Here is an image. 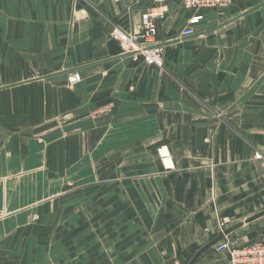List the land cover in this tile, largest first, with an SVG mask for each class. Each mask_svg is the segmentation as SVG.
I'll use <instances>...</instances> for the list:
<instances>
[{"label": "crops", "instance_id": "0c3cea01", "mask_svg": "<svg viewBox=\"0 0 264 264\" xmlns=\"http://www.w3.org/2000/svg\"><path fill=\"white\" fill-rule=\"evenodd\" d=\"M148 9L163 14L156 40L164 65L110 57L114 29L139 32ZM197 15L203 20L195 34L183 37ZM73 73L81 82L71 86ZM238 108L247 109L248 118L254 117L249 110L257 111V123L264 124V0H233L227 9L201 11L187 9L183 0H0V264H28L13 242L23 233L7 224L59 221L61 175L85 150L99 145L108 154L110 140L120 143L130 133L148 146L132 158L152 160L134 166L139 176L133 190L165 191L159 201L148 194L150 201L181 207L180 219L168 226L171 245L181 240L184 253L167 243L157 253H164V264H188L221 231L224 199L264 206L262 183L251 180L244 185L249 193L226 198L218 178L223 157L233 160L225 163L228 172L239 171L237 135L264 142V136L244 138L234 127ZM223 127L233 135L224 156ZM245 174L252 176V167ZM54 186L59 192L52 195ZM258 212L225 221V228ZM263 237L264 218L227 239L244 245ZM157 253L136 252L133 263H152ZM196 264L230 263L213 248Z\"/></svg>", "mask_w": 264, "mask_h": 264}, {"label": "rangeland", "instance_id": "374dc122", "mask_svg": "<svg viewBox=\"0 0 264 264\" xmlns=\"http://www.w3.org/2000/svg\"><path fill=\"white\" fill-rule=\"evenodd\" d=\"M160 54L163 66L162 50ZM247 111L237 109L238 124L234 127L242 132V137L264 136V124L257 123L262 120L261 114L249 110L248 114L252 113L254 117L248 118L245 116ZM221 136L220 149L224 156L228 154L229 146L232 150L233 135L223 127ZM237 136L238 173L236 169L228 172L231 167L226 164L232 159L223 157L219 160L221 170L218 178L226 198L234 197L227 196L229 194L241 196L249 193L244 185L251 180L254 186L259 183L264 185L262 138H258L256 143H247ZM120 138V143L109 141L108 154L102 152L104 149L99 145L96 150H85L81 157L74 160V167L70 172L61 175L62 205L55 208L60 216L59 221L7 224V230L23 233V239L17 237L13 242L17 254L21 250L28 264H164V253L159 255L157 250L163 249L165 243L168 248L177 249L178 254L184 253L181 240L173 239L175 243L171 245L169 236L172 229L168 226L169 221L176 222L180 219L181 207H160L155 199L150 201L148 194L154 195L153 198L156 197L159 201L160 195L163 196L165 191L150 193L149 190H133L134 177L139 176L134 173V166H143L152 160H134L132 156L134 152L148 147L147 144H140L139 136L133 137L131 133ZM228 139H231V143H228ZM118 149L120 151L116 153ZM153 163L154 166L157 165L156 161ZM248 167L253 169L252 176L245 174ZM49 182L52 181H47ZM56 183L55 180L54 184ZM57 192L59 191L54 186L52 195ZM149 202L152 205L146 204ZM228 202L233 201L224 199L219 208L220 227H225V221L230 223L233 219L264 209L260 205L250 207V203L244 199L234 201L233 205H228ZM24 232L29 235L27 239L24 238ZM260 241H264V237ZM25 243L27 251L25 247L21 249ZM147 250L157 253L152 255V263H146L148 260L143 259L133 263L134 253ZM19 260L20 256L14 257V261ZM174 264L185 263L177 261Z\"/></svg>", "mask_w": 264, "mask_h": 264}, {"label": "built area", "instance_id": "2783aa9c", "mask_svg": "<svg viewBox=\"0 0 264 264\" xmlns=\"http://www.w3.org/2000/svg\"><path fill=\"white\" fill-rule=\"evenodd\" d=\"M187 9L201 11L203 9H227L233 4V0H183ZM163 14H156L148 9L142 16V28L139 32H127L117 27L111 34V39L116 41L124 55L142 57L147 64L162 66L160 47L156 37L158 26L156 20ZM203 20V16L197 15L191 18L189 26L183 31V37L195 34V27ZM68 82L74 86L81 82L79 73L69 75ZM225 227L222 225L220 230ZM217 253H226L230 264H264V241H256L244 245H235L228 239L218 243L214 247Z\"/></svg>", "mask_w": 264, "mask_h": 264}, {"label": "water", "instance_id": "95a60500", "mask_svg": "<svg viewBox=\"0 0 264 264\" xmlns=\"http://www.w3.org/2000/svg\"><path fill=\"white\" fill-rule=\"evenodd\" d=\"M108 49H109L110 57H112V58H118V57L125 56L123 54V51H122L120 45L114 40H111L109 42ZM262 218H264V210L257 213V214H254L253 216H251V217L245 219L244 221L239 222V223H237L231 227L222 229L216 238H214L213 240L208 242L205 246L200 248L195 253V255L192 257V259L189 261L188 264H196L198 262V260L201 258V256H203L209 250L213 249L218 243L227 239L235 231L243 228L246 225L252 224V223H254V222H256Z\"/></svg>", "mask_w": 264, "mask_h": 264}]
</instances>
